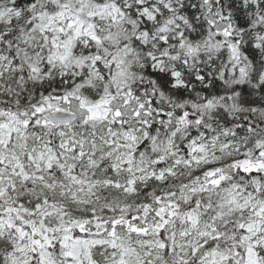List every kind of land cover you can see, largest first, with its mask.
Instances as JSON below:
<instances>
[{
	"label": "snow or ice",
	"instance_id": "6c2138e0",
	"mask_svg": "<svg viewBox=\"0 0 264 264\" xmlns=\"http://www.w3.org/2000/svg\"><path fill=\"white\" fill-rule=\"evenodd\" d=\"M0 264H264V0H0Z\"/></svg>",
	"mask_w": 264,
	"mask_h": 264
}]
</instances>
